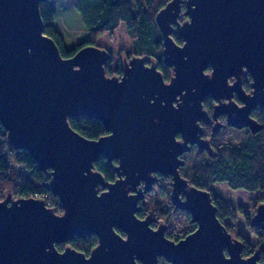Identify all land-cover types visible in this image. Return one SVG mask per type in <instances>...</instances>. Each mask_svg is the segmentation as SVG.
<instances>
[{
    "label": "water",
    "instance_id": "95a60500",
    "mask_svg": "<svg viewBox=\"0 0 264 264\" xmlns=\"http://www.w3.org/2000/svg\"><path fill=\"white\" fill-rule=\"evenodd\" d=\"M46 1L0 0V124L10 148L28 151L49 172L62 213L42 197L6 195L0 264H262L264 244L243 256L245 244L220 221L212 193L181 168L195 145L214 155L202 122L212 119L215 132L225 114L230 127L262 128L252 112L264 108V0H169L156 15L169 81L147 54L122 58L121 76L107 75L112 57L100 46L64 58L45 34ZM183 3L187 19L179 22ZM247 73L251 92L243 87ZM207 98L215 101L212 116ZM80 116L101 121L107 134L84 137L68 120ZM101 157L115 181L94 168ZM157 174L171 177L172 203L197 224L178 242L164 221L153 228L150 214L137 215ZM250 224L264 231V197ZM91 235L98 243L88 256L70 245L57 249Z\"/></svg>",
    "mask_w": 264,
    "mask_h": 264
},
{
    "label": "trees",
    "instance_id": "16d2710c",
    "mask_svg": "<svg viewBox=\"0 0 264 264\" xmlns=\"http://www.w3.org/2000/svg\"><path fill=\"white\" fill-rule=\"evenodd\" d=\"M50 1L43 2L40 6L41 15L45 22V34L56 42L64 58L74 56L78 50L85 46L96 45V38L100 34L108 32L114 37L121 24H124L135 50L139 51H134L130 55L147 54L154 57L158 69L163 73L165 80L169 81L172 69L163 61V40L156 22L157 12L169 0H74L75 8L85 29L89 32V37L73 48L67 47L63 34L54 24L57 12L51 7ZM185 10L186 6L183 3L179 22L187 19L184 15ZM173 39L178 44H182L177 31L173 33ZM121 61L120 57L115 68H111L109 64L106 65L107 75H122ZM251 82L252 77L248 76L244 81V87L247 90L252 89ZM212 107L213 100L207 98L204 101L205 110L210 113ZM252 117L262 127L258 132L252 133L248 130L247 135L238 144H224L216 150L213 156H208L201 162L197 158L195 159L188 177L192 185L200 189H208L210 185L217 182L227 183L233 190L259 191L261 193L259 202L263 201L264 108L257 107L254 109ZM68 120L70 126L86 138L98 139L107 134L103 123L97 119L80 116L70 117ZM210 129V127L203 126L204 135H209ZM94 168L103 174L107 182H113L117 178V174L104 157L95 162ZM158 177V183L155 184V189L151 194L157 191L158 196L168 201L172 190L171 177H164L161 174ZM50 181L49 172L41 171L28 151L10 148L6 130L0 124V201L8 194H12L16 198L42 197L50 207L56 209L57 213H62L60 199L52 192L49 186ZM141 205L143 209L138 213V217L142 218L145 212H148L159 222L164 221L169 216L170 218L175 217L177 226L190 222L188 213L173 207L174 205L170 202L167 205L168 211L150 199L141 202ZM215 205L217 206V216L230 233L236 235L230 223L235 222L237 215L241 213L245 216L248 229L258 237L261 243H264V231L250 224L253 215L251 209L244 210L242 207H235L230 201L224 200L222 197H215ZM156 223L158 224V222ZM119 232L123 234L121 231ZM236 237L245 243L244 256L249 255L253 246L245 241L241 235ZM97 243L96 235L85 238L75 236L68 243H58L56 246L59 251H63L67 245H70L88 256ZM262 261H264V257Z\"/></svg>",
    "mask_w": 264,
    "mask_h": 264
},
{
    "label": "rangeland",
    "instance_id": "374dc122",
    "mask_svg": "<svg viewBox=\"0 0 264 264\" xmlns=\"http://www.w3.org/2000/svg\"><path fill=\"white\" fill-rule=\"evenodd\" d=\"M50 5L57 12L56 26L63 34L68 48H73L80 42L88 39L89 32L85 29L82 23L80 15L75 8L74 0H68L67 2H63L62 0H51ZM95 46L103 47L111 54L112 61L109 64L111 68H115L118 65L120 57L121 59H125L126 57L128 58L129 56L132 57L130 54L134 51H138L135 50L131 37L127 34L126 26L124 24H121L119 29L115 32L114 37H112L108 32L100 34L96 38ZM244 131L245 129L241 131L226 130L224 137L219 139L217 142L221 140H229L236 145L241 141ZM194 156L195 155L193 153L192 155H185L187 165L182 169V173L187 177L190 176L194 165ZM210 188L215 195L221 196L225 200L230 201L235 207H243L244 210L251 209L253 214L254 208H256L255 205L259 202L261 197V193L259 191L251 192L243 189L233 190L227 183L217 182L212 184ZM150 201H155L163 209H166L168 205L165 199L158 196L157 191L152 195ZM174 225L175 224L171 222V226L174 227ZM230 225L236 235H241L244 240L248 241L252 246H255L259 242L258 237L248 229L245 222V216L243 214L239 213L237 215V220L235 222H231ZM194 229L195 225L191 224L182 233L185 234ZM160 264L171 263L161 260Z\"/></svg>",
    "mask_w": 264,
    "mask_h": 264
},
{
    "label": "flooded vegetation",
    "instance_id": "af4514ba",
    "mask_svg": "<svg viewBox=\"0 0 264 264\" xmlns=\"http://www.w3.org/2000/svg\"><path fill=\"white\" fill-rule=\"evenodd\" d=\"M130 57V56H129ZM128 57V59H130ZM122 66V65H121ZM119 76H121L120 74H119ZM248 76H251L249 73H247L245 76H244V78H243V87H244V81H246V79L248 78ZM252 77V76H251ZM231 81H232V79H231ZM251 84H252V82H251ZM252 87V86H251ZM244 89H245V91L246 92H251V90H247L245 87H244ZM234 100L239 104V105H242V102H241V100H240V98L238 97V95L237 94H234ZM214 105H215V101L213 100V107H214ZM213 107H212V110H213ZM212 110L210 111V113H209V115L210 116H212ZM218 122L220 123V129L219 130H217V131H215V132H213V126L215 125V122L211 119L210 120V123L209 124H206V123H204V122H202V125L203 126H206V127H210L211 129H210V134L209 135H204V132H203V138L204 139H208V140H210L211 141V146H212V148H213V150H214V153L216 152V150H218L221 146H223L224 144H228V143H231V144H233L231 141H229V140H221V141H219V142H217L219 139H222L223 137H224V133L226 132V130H239V131H241V130H243V129H237V128H234V127H230V126H228L227 125V116L225 115V114H223V115H221V116H219V118H218ZM245 129V131H244V134H243V137H242V139H241V141L243 140V138L247 135V132H248V130L249 129H247V128H244ZM221 131H222V134H221ZM251 131V130H250ZM178 138H180V136H178ZM240 141V142H241ZM192 153L195 155L194 156V159H198V161L199 162H201L202 160H204L206 157H211V154L208 152V150H200V148L197 146V145H195L194 147H193V149H192V151L191 152H189V153H186V154H191L192 155ZM185 154V155H186ZM185 155H184V158H185ZM107 161V160H106ZM114 161H117V160H114ZM113 161V162H114ZM185 161H186V164H185V166L187 165V160H186V158H185ZM114 164H117V163H114ZM185 166H183L182 168H181V172H182V169L185 167ZM183 174V173H182ZM159 174H157V176H158ZM184 175V174H183ZM185 176V175H184ZM165 177V176H164ZM187 177V176H186ZM158 179H159V177H158ZM189 179V178H188ZM172 181V180H171ZM158 183V182H157ZM157 183H155V184H157ZM211 186V185H210ZM210 186L208 187V189H206V190H209L212 194H211V196H212V202H213V204L215 205V197L217 198V197H221V196H218V195H215L212 191H211V188H210ZM154 189H155V186H154ZM154 189H153V191H154ZM152 191V192H153ZM152 192H150L149 194H147L146 196H145V198L141 201V202H144V201H147L148 199H150L151 197H152V195L153 194H151ZM162 199H165V198H162ZM182 199H184V197L182 196ZM224 199V198H223ZM225 200V199H224ZM228 201V200H227ZM141 202L139 203V205L141 206V208L143 209V206L141 205ZM168 202H170L172 205H174L173 203H172V201H171V195H170V197H169V199H168V201H166V203L168 204ZM258 203H260V202H258ZM258 203L255 205V206H257L258 205ZM170 206V205H169ZM216 206V205H215ZM173 207H177V206H173ZM217 207V206H216ZM178 208V207H177ZM243 208V207H242ZM141 209V210H142ZM168 209H169V207L168 208H166L165 209V211H168ZM178 209H180V208H178ZM181 210H183V209H181ZM254 210H255V208H254ZM185 211V210H184ZM141 212V211H140ZM187 213H188V215H189V217H190V222L187 224H183V225H180V226H177L176 225V219H175V217L174 216H172L171 218H170V216L169 217H167L165 220H164V223H166V227H167V230H166V236L169 238V239H171V240H173V241H175V242H178V241H180V240H182L183 238H185L189 233H191L192 231H195V229L197 228V224L196 223H194L193 221H192V219H191V214L188 212V211H186ZM146 214V215H145ZM145 214H144V216L142 217V218H144V217H147L150 213H148V212H145ZM138 215V214H137ZM151 215V214H150ZM152 216V215H151ZM141 218V217H140ZM152 218H153V216H152ZM153 222H152V224H151V226L153 227V228H156V227H158V225H159V221H157V219H155V218H153ZM156 222H158V224L156 223ZM161 222V221H160ZM171 222L172 223H174L175 225H174V227H172L171 226ZM195 225V229L194 230H191V231H189V232H187V233H182V232H184L185 231V229L189 226V225ZM234 236V235H233ZM237 235H235L234 237H236ZM171 237V238H170ZM173 238V239H172ZM237 238V237H236ZM239 239V238H238ZM240 240V239H239ZM242 241V240H241ZM243 242V241H242ZM245 244V243H244ZM261 244H264V243H261L260 241L255 245V246H253L252 247V249H251V253L249 254V255H246L245 257H247V256H250V255H252L254 252H255V250L261 245ZM67 246H69V245H67ZM244 248H245V246H244ZM243 256H244V250H243ZM263 257H264V252H262L261 254H260V259H259V262L260 263H262V264H264V261H262V259H263ZM161 260H165V259H161ZM166 261V260H165ZM167 262V261H166Z\"/></svg>",
    "mask_w": 264,
    "mask_h": 264
},
{
    "label": "crops",
    "instance_id": "0c3cea01",
    "mask_svg": "<svg viewBox=\"0 0 264 264\" xmlns=\"http://www.w3.org/2000/svg\"><path fill=\"white\" fill-rule=\"evenodd\" d=\"M63 2H67L68 0H62ZM54 24L57 25V17L56 20L54 21Z\"/></svg>",
    "mask_w": 264,
    "mask_h": 264
}]
</instances>
